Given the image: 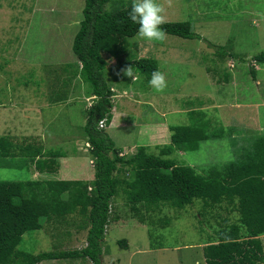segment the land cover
<instances>
[{
  "label": "rangeland",
  "instance_id": "374dc122",
  "mask_svg": "<svg viewBox=\"0 0 264 264\" xmlns=\"http://www.w3.org/2000/svg\"><path fill=\"white\" fill-rule=\"evenodd\" d=\"M85 2L0 0V137H9L18 151L30 147L35 152V147L43 146L46 152L67 156L57 159L60 169L49 176L37 175L26 155L6 159L4 165L0 159V182L95 179L94 160L84 134L93 98L89 86L71 73L81 67L72 46L84 19ZM157 2L166 9V23L189 22L201 40L167 35L163 42H147L135 36L128 40L130 48L123 57L104 55L106 80L116 92L113 113L119 115L107 133L124 159L149 143L158 155V147L171 144V126L204 120L209 133L224 135L200 142L197 151L168 156L204 174L211 167L234 162L256 138L264 137V65L258 70L254 67L258 73L254 78L251 75L253 58L264 53V0ZM131 3L110 0L105 12ZM220 47H226L233 58L222 60L217 54ZM141 59L157 61L167 82L163 92L150 87L135 67ZM70 66L73 68L66 72ZM126 66L133 67L139 78L133 81L124 76L121 70ZM70 78L72 82L65 88L63 83ZM62 90L69 94L68 100L56 103L54 98ZM132 93L140 97L133 98ZM198 203L184 210L164 208L159 218H170V225L150 232L142 206L133 213L117 195L102 243L104 263L206 264L203 245L206 234L213 235L214 229L198 217ZM60 222L44 221V229L23 236L19 249L35 255L84 249L88 233L81 228L84 218L73 215ZM122 241L128 248L119 245ZM262 241L264 244V237ZM43 264L92 263L64 260Z\"/></svg>",
  "mask_w": 264,
  "mask_h": 264
},
{
  "label": "trees",
  "instance_id": "16d2710c",
  "mask_svg": "<svg viewBox=\"0 0 264 264\" xmlns=\"http://www.w3.org/2000/svg\"><path fill=\"white\" fill-rule=\"evenodd\" d=\"M109 1L86 0L84 19L72 46L77 63L81 65L79 70L71 72L73 78H80L87 84L93 98L92 106L86 112L84 134L94 160L95 179L92 182H0V264L64 260L105 264L102 243L111 222L112 202L117 195L123 197L133 213L142 206L150 232L164 230L170 225V218H159L164 208L184 210L199 201L198 217L214 229L213 235L201 231L207 236L203 245L206 264H264V137L256 138L234 162L211 167L200 174L195 168L179 165L176 159L168 156L197 151L200 142L224 135L209 133L204 120L190 126H171V144L158 147V155L150 147L141 146L134 155L124 159L107 133L114 117L116 92L106 80L108 62L104 55L119 59L127 54L128 40L136 36L138 28L128 19L131 4L107 13L105 6ZM161 27L169 36L201 40L189 22L165 23ZM217 54L222 60L233 58L226 47L218 48ZM253 60L264 65V53ZM135 67L147 80L151 79L153 71L159 70L157 61L152 59L138 60ZM72 68L67 67L65 71ZM257 73L252 66L253 78ZM224 80L227 81V75ZM71 82L72 78L63 86L66 88ZM68 96L63 91L54 100L66 102ZM29 149L18 151L9 137H0L3 165L6 159L26 155L38 174L49 176L58 173L57 159L66 156L61 152H46L43 146L35 147V152ZM73 215L86 221L81 227L88 232L84 249L38 255L19 249L23 236L44 229V221L60 224V221L71 220ZM119 245L128 248L125 241Z\"/></svg>",
  "mask_w": 264,
  "mask_h": 264
},
{
  "label": "clouds",
  "instance_id": "9594fccd",
  "mask_svg": "<svg viewBox=\"0 0 264 264\" xmlns=\"http://www.w3.org/2000/svg\"><path fill=\"white\" fill-rule=\"evenodd\" d=\"M167 2L171 5V0H167ZM165 13L164 5L158 3L157 0H132L128 19L138 26L136 36L139 39L147 42H163L167 38V32L161 27L166 23ZM133 69L131 66H126L121 71L124 76L135 81L139 77ZM149 85L156 92H163L167 87L164 74L159 70L153 71ZM87 145L89 144L87 143ZM87 148L89 147L87 146Z\"/></svg>",
  "mask_w": 264,
  "mask_h": 264
},
{
  "label": "crops",
  "instance_id": "0c3cea01",
  "mask_svg": "<svg viewBox=\"0 0 264 264\" xmlns=\"http://www.w3.org/2000/svg\"><path fill=\"white\" fill-rule=\"evenodd\" d=\"M234 78H236V75L233 76V79H234ZM257 84H260L259 80L257 81ZM128 95L130 96L131 94H128ZM131 96H132L133 98H135V96H136V97L138 96L137 98L140 97L139 95H136L135 93H132ZM133 103H135V101H134ZM113 115H114V117H113V121H114V119H118V117H119L118 114H116V113L114 112ZM111 125H113V122L111 123ZM111 125H110L109 127H111ZM109 127H108V128H109ZM170 139H171V137H170ZM158 140L161 141L162 139H158ZM157 144H159V143L157 142ZM157 144H156V145H157ZM151 145H152V144L149 143L146 147H150V148H151ZM138 147H139V146H138ZM65 158H67V156H65ZM63 159H64V158H63ZM59 169H60V166H59ZM36 174H37V175H40V174H38L37 172H36ZM34 176H36V175H33V177H34ZM40 176H41V175H40ZM45 176H46V175H45ZM85 243H86V245H87V241H86ZM160 251H161V250H160ZM41 264H43V263H41Z\"/></svg>",
  "mask_w": 264,
  "mask_h": 264
},
{
  "label": "built area",
  "instance_id": "2783aa9c",
  "mask_svg": "<svg viewBox=\"0 0 264 264\" xmlns=\"http://www.w3.org/2000/svg\"><path fill=\"white\" fill-rule=\"evenodd\" d=\"M252 66H253V67H256V70L259 69V67H258L259 65H258L256 62H254V61H253ZM231 67H233V65H231ZM104 126H105V125L102 123V124H101V128H103ZM87 146L90 148V145H87Z\"/></svg>",
  "mask_w": 264,
  "mask_h": 264
}]
</instances>
